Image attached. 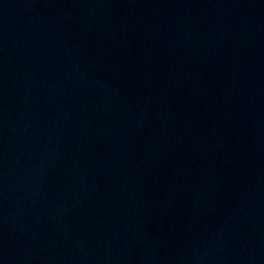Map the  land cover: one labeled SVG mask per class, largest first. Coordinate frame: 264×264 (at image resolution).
Returning a JSON list of instances; mask_svg holds the SVG:
<instances>
[{
    "label": "water",
    "instance_id": "obj_1",
    "mask_svg": "<svg viewBox=\"0 0 264 264\" xmlns=\"http://www.w3.org/2000/svg\"><path fill=\"white\" fill-rule=\"evenodd\" d=\"M0 264H264V0H0Z\"/></svg>",
    "mask_w": 264,
    "mask_h": 264
}]
</instances>
